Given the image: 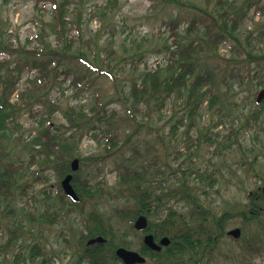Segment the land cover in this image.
Masks as SVG:
<instances>
[{
    "label": "rangeland",
    "instance_id": "374dc122",
    "mask_svg": "<svg viewBox=\"0 0 264 264\" xmlns=\"http://www.w3.org/2000/svg\"><path fill=\"white\" fill-rule=\"evenodd\" d=\"M59 1L0 0V41L11 42L17 49L7 55V65L15 75L26 62L48 57L27 53L36 46L61 50L63 42L58 43L52 32L57 24L53 4ZM209 14L219 25L223 26L224 20L228 29L236 20L234 37L211 42L206 31ZM67 19L79 23V31L72 26L65 30L74 40L68 54L84 56L100 71L81 59H63L56 80L51 76L50 84L40 93L48 99L43 106L36 104L37 92L28 103L16 94L29 92L35 70H25L18 79L10 98L18 103L12 112L16 119L0 126V172L9 164L18 165L8 201L0 199V247H5L11 232L17 240L0 253V264H35L29 260L33 245L41 246L37 248L52 264H76L77 252L83 248L82 237L87 234L84 218L94 208L111 223L115 243H120L126 233L130 248H138L142 233L131 229L128 220L117 214L118 209L133 204L113 196L118 172L125 167L137 170L142 186L159 194L177 180L194 183L195 175L188 168L192 166L213 175L212 186L200 194L210 211L213 231L219 232L214 218L220 216L223 232L241 224L245 228L235 239L219 236L207 264H264V199L259 222L243 221L241 215L249 207V193L264 187V96L256 103L258 92L264 88V0H75ZM219 31L217 25L210 27V32ZM40 32L45 35L39 36ZM190 43L198 44L191 79L209 73L208 86L215 99L203 103L195 125L188 128L184 118L187 109L179 97H171L163 106L139 103V111L133 114L130 84L139 82L157 61L171 58L179 46ZM5 57L0 52V59ZM110 67L113 77L105 72ZM174 69L176 66L170 72ZM5 71L0 69L4 76ZM103 105L108 118L100 122L96 115L103 114ZM69 106H83L87 116L80 121L89 131L77 136L76 147L64 157L69 163L74 157L79 159L81 179L91 183L102 180L105 190L113 189L110 194L97 192L86 201L84 214L75 218L61 214L65 205L56 197L60 182L56 165L34 164L31 144L39 120L48 119L46 122L55 126L67 124L62 111ZM93 125L97 128L89 129ZM105 134L114 137L113 147L106 145ZM216 137L218 142L212 143ZM168 203L177 206L182 217L187 215L182 202L176 204L171 199ZM153 209L148 220L156 232L167 209ZM253 245L259 247L258 252L248 256L245 247ZM18 251L21 254L15 257ZM147 259L148 263L152 260ZM201 263H206L205 257Z\"/></svg>",
    "mask_w": 264,
    "mask_h": 264
},
{
    "label": "trees",
    "instance_id": "16d2710c",
    "mask_svg": "<svg viewBox=\"0 0 264 264\" xmlns=\"http://www.w3.org/2000/svg\"><path fill=\"white\" fill-rule=\"evenodd\" d=\"M166 1V0H165ZM75 0H60L58 3L53 4L54 15L57 21L56 25H53L52 32L55 33L56 41L58 43L63 42V46L60 51L49 48L47 45L35 47L33 50L28 51V54L45 55L47 58H35L30 62H26L18 68L17 75L14 74L13 68L7 65V55L10 52H14L17 49L13 48V44L9 42L5 44L0 41V52L5 54L6 57L0 60V69L4 67L6 69V76L0 73V126H7V123L14 121L16 113H12L17 102L10 101L11 95L17 89L18 79L21 74L29 69H34L36 76L34 79L29 80L30 85L27 87L29 92L18 91L17 98L23 99L26 103L34 96L33 92H37L36 104L43 106L48 104V99L40 96L43 91L51 82L50 78L53 76L54 80L58 77L57 69L63 59H81L82 62L87 63L89 67L97 70V66L91 65L89 60L87 61L84 56L73 57L68 52L73 46L74 40L69 37L65 30L72 26L79 31V23L75 24L67 19V13L70 10V5ZM95 14H91V16ZM224 24L219 25L215 17L209 14L208 22L206 23L208 39L216 41L224 36L234 37L233 31L236 28V20L232 24V27L228 29ZM212 25L219 26L221 31L210 32ZM224 32V33H223ZM78 33V32H77ZM44 32H40L39 36H44ZM198 44L190 43L188 45L179 46L178 49L173 51L172 57L157 61L154 68L148 69L142 75L139 82L133 81L130 84V93L133 98L131 102V112L139 111V103L155 104L163 106L165 101L171 99V97H179L183 100L184 108L187 109V113L184 118L188 121V128L195 125V118L201 116V108L203 103H212L213 97L209 89V81L211 79L210 74H198L195 78L191 79V75L194 73V66L196 63L195 53L197 52ZM172 66H176V69L170 72ZM90 68V69H91ZM100 71V69H98ZM167 71L168 73H165ZM106 75L113 77L112 67L105 71ZM104 72V73H105ZM205 87V88H204ZM204 88V89H203ZM215 100V99H214ZM55 107V105H53ZM103 109V114L97 113L98 120L103 122L108 117L105 116V106H100ZM95 108H98L95 104ZM30 109H34L31 106ZM93 110V108H92ZM65 123H59L52 125L47 123L45 118L39 120V129L31 138L32 149L35 151L32 155L34 164H55V168L59 174L60 180L67 172H70L69 159L65 158L67 153L76 147L77 136H81L83 133H87L89 130L85 129L81 125L80 119L87 116L83 106H69L62 111ZM100 114V116H99ZM221 123V120L219 121ZM244 126H248L244 124ZM94 125L89 129H96ZM68 133V135H66ZM2 134L0 133V136ZM96 136V133L93 134ZM107 136L106 145L113 147L114 137ZM218 142V138L212 140V143ZM216 147V146H215ZM224 149L226 146L223 147ZM216 154L219 151L216 148ZM54 158L57 160L54 161ZM18 165L9 164L2 172H0V199L8 201L11 195L10 188L13 184V175L17 170ZM193 170L195 175L194 183H187L185 181L179 182L178 180L166 186L167 190L162 193H155L142 186L141 176L137 170H133L130 167H125L119 174V183L114 190L110 188L105 190L102 185V180L96 182H90L88 179H81L78 175L79 172H74L71 183L79 195V202H74L66 197L60 186V182L57 184L58 197L62 206L65 205V212L61 213L64 217L75 218L77 214H84V207L87 200L93 198L97 192L100 194H110L113 190V196L124 197L127 201H133V204L127 206V209H118L117 214L127 219L132 224L134 218L140 212L150 214L151 207L153 210L159 211L167 209V214L162 218L161 224L158 225V231L154 233V237L166 235L171 239L170 244L167 247L162 248L160 251H153L141 244L139 250L146 257L151 258V262L144 264H202L203 257L206 258V263L210 260V254L213 253L218 237L224 234L223 217L214 218L215 228L219 232H214L213 227L210 224V218L208 216L209 210L204 206L200 194L206 193L208 187L212 186V174L201 171L194 166L188 167ZM250 169V165L248 166ZM202 181H207V184ZM202 187H199V186ZM26 192V189L23 190ZM112 196V195H111ZM50 196H48L49 198ZM165 199V201H164ZM173 199L174 202H182L187 206V215L181 216L177 206L168 203ZM264 199V190H255L252 195L249 196V207L245 212L241 211V215L244 221H260V214L262 213L261 201ZM166 205V206H165ZM62 209L59 205L58 210ZM245 213H248L246 215ZM55 216L59 215V212H54ZM246 215V216H245ZM84 223L87 229V234L82 237L83 248L80 252L78 263L80 261L85 264H121L119 259L115 255V248L119 245L129 247L128 241L125 239V234H122V241L115 243L113 238L115 237V231L111 223L104 220L103 216L98 209L94 208L89 211L84 218ZM243 229H245L242 226ZM102 235L106 238L104 243L94 244L87 246L85 240L95 235ZM17 235L10 233L7 238L5 247H0V253L4 254L7 247H11L16 244ZM31 249L29 260L35 263V256L39 254L41 259L36 264H52L50 258L43 253L41 247L33 245ZM248 256H254L257 254L259 247L253 245V247H245ZM45 252V251H44ZM47 253V252H45ZM21 251L15 254V257H19ZM23 261L26 258H22ZM15 264L18 262L15 261Z\"/></svg>",
    "mask_w": 264,
    "mask_h": 264
},
{
    "label": "water",
    "instance_id": "95a60500",
    "mask_svg": "<svg viewBox=\"0 0 264 264\" xmlns=\"http://www.w3.org/2000/svg\"><path fill=\"white\" fill-rule=\"evenodd\" d=\"M264 96V89L259 92L257 96V102H259L262 97ZM79 160L77 158L73 159L71 162V170L75 171L78 169ZM72 174H67L61 181V185L65 194L71 197L73 200L78 201L79 197L76 194L75 190L71 184ZM147 226V218L144 215H139L135 220L134 227L137 230H143ZM241 233L240 228L235 227L228 231L229 235L234 237H239ZM104 238L102 236H97L91 238L87 241V244H92L95 242H103ZM143 243L150 247L153 250L159 251L162 246H167L170 243V238L167 236H163L160 238L159 242H155L154 237L152 234H147L143 238ZM116 255L125 263V264H134V263H143L145 262V257L140 255L137 251L129 250L124 247H118L116 249Z\"/></svg>",
    "mask_w": 264,
    "mask_h": 264
},
{
    "label": "flooded vegetation",
    "instance_id": "af4514ba",
    "mask_svg": "<svg viewBox=\"0 0 264 264\" xmlns=\"http://www.w3.org/2000/svg\"><path fill=\"white\" fill-rule=\"evenodd\" d=\"M147 233H150V231H149V232H143V236H144L145 234H147Z\"/></svg>",
    "mask_w": 264,
    "mask_h": 264
}]
</instances>
